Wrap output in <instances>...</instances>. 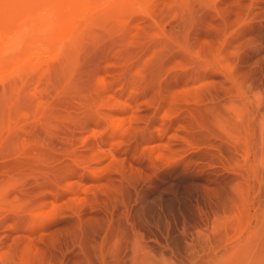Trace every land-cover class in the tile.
<instances>
[{
    "label": "rangeland",
    "instance_id": "374dc122",
    "mask_svg": "<svg viewBox=\"0 0 264 264\" xmlns=\"http://www.w3.org/2000/svg\"><path fill=\"white\" fill-rule=\"evenodd\" d=\"M251 4L264 0H0V93L11 96L0 121V176L18 166L47 176L69 170L90 195L124 176L123 188L138 190L146 209L188 215L208 183L197 165L211 148L192 139L188 112L198 101L181 84L199 60L223 77L235 68L229 45L252 28ZM87 155L89 171L73 161Z\"/></svg>",
    "mask_w": 264,
    "mask_h": 264
},
{
    "label": "bare ground",
    "instance_id": "6f19581e",
    "mask_svg": "<svg viewBox=\"0 0 264 264\" xmlns=\"http://www.w3.org/2000/svg\"><path fill=\"white\" fill-rule=\"evenodd\" d=\"M248 8L254 24L234 37L227 54L236 56L235 68L223 77L199 60L181 84L198 101L187 110L192 139L211 148L197 165L208 183L196 208L175 219L146 209L138 190L123 188L124 176L121 186L112 188V178L104 185L109 190L90 195L77 173L78 179L69 170L54 173L45 182V169L18 166L0 176L1 264H264V5ZM245 45L254 50L243 56L238 50ZM6 94L0 93V121L9 109ZM74 158L89 171L88 159ZM29 171L37 181L27 178Z\"/></svg>",
    "mask_w": 264,
    "mask_h": 264
}]
</instances>
